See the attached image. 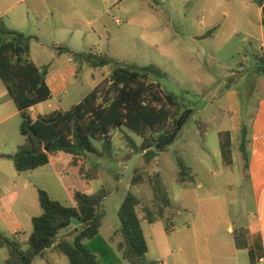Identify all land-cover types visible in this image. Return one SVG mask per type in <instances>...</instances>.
I'll return each mask as SVG.
<instances>
[{"label": "rangeland", "instance_id": "obj_1", "mask_svg": "<svg viewBox=\"0 0 264 264\" xmlns=\"http://www.w3.org/2000/svg\"><path fill=\"white\" fill-rule=\"evenodd\" d=\"M87 2L92 7L88 14L90 18L105 11L102 0ZM136 2L148 16V21H141L140 35L127 25L116 5L108 10L102 22L93 25V32L98 35H93L91 47L96 45L119 62L139 67L158 66L167 78L156 81L175 96L183 110H191L192 116L176 142L149 165H146L142 154H134L127 159L130 149L125 137L129 136L138 145L142 144L141 137L126 128L113 131L112 158L89 155L88 168L97 166L99 179L88 183L82 181L75 168L68 175L64 174L68 165L66 155L34 172H17L12 161L1 156L14 155L24 144L25 139L20 133L21 119L0 124V233L13 237L14 226L19 223L28 233L32 231L29 214L39 216L42 213L38 190L46 191L52 199L71 207L72 191L86 189L97 193L105 189L110 193L104 201L106 219L98 239L87 244L102 243L122 260L117 251V243L121 239L116 237V242H112L111 238L119 228V209L129 191L143 204L151 203L153 193L148 183L131 188L135 171L145 170L150 175L161 174L173 202L172 214L176 221L173 234L167 233L162 223L149 225L142 222L149 247L147 261L162 264H251L249 250L254 243L246 231L255 218L256 200L252 184L246 179L238 146L242 129L246 130L248 149L253 133H264V75L256 69V55L260 50L258 43L249 45L241 42L244 32L250 29L239 26L228 3L224 8L228 9L229 16L220 15L222 26L214 28L208 27L207 22L203 23L200 6L188 7L186 24L182 25L176 19L175 24L163 26V13L148 9L153 5L150 1ZM174 14L178 15L177 12ZM103 24L107 27L105 32ZM253 31L256 33V28ZM193 35L200 36V40H195ZM89 45L81 43L82 52L87 51ZM35 61L51 66L52 60ZM95 74V80L84 79L79 87L76 85L69 91V97L61 104L63 110L69 109L72 103H79L100 84L101 75ZM85 75L79 78H87ZM257 116L262 122L259 131L254 122ZM199 122L200 125L201 122L205 124L201 125L205 129ZM228 136L229 160L224 163L221 145L227 142ZM95 145L101 148L100 143ZM178 157L192 169L196 179L194 184L182 187L176 183ZM225 184L231 187H225ZM78 228L80 225L74 221L68 232ZM230 228L233 231H229ZM20 240L26 248V240L23 237ZM241 242L247 250L236 252L235 245ZM48 257L51 264H68L63 255ZM7 258V249H0V264H4ZM44 262L38 258L35 264Z\"/></svg>", "mask_w": 264, "mask_h": 264}, {"label": "trees", "instance_id": "obj_2", "mask_svg": "<svg viewBox=\"0 0 264 264\" xmlns=\"http://www.w3.org/2000/svg\"><path fill=\"white\" fill-rule=\"evenodd\" d=\"M262 9L264 27V0H253ZM154 6L164 11L158 0ZM167 16V12L164 11ZM34 37L10 29L0 20V79L20 112V133L25 142L14 155L1 156L12 161L19 173L33 172L48 166L52 159L66 155L68 165L65 175L75 168L83 182L99 179V168H88L89 155L98 158H112L113 141L111 133L126 128L142 138L138 145L126 136L130 149L127 159L142 154L146 165L177 140L186 126L192 111L182 109L174 95L165 91L160 82L167 74L156 65L139 67L115 60L109 53L99 49L74 52L67 46H56L58 55H67L78 73L84 69L107 68L110 77L90 92L82 102L67 110H56L48 115L33 117L30 109L52 99L47 84L49 67H38L31 60V45ZM257 71L264 75V54L257 56ZM200 125V122H199ZM201 125L205 124L201 122ZM200 125V127H202ZM205 129V127H202ZM239 152L243 170L249 179L250 152L247 147L246 130L241 131ZM95 143H100L101 148ZM230 140L222 142L224 159L230 153ZM176 183L182 187L194 184L196 179L181 157L177 158ZM148 183L153 193L149 204L129 191L119 209V228L115 231L117 251L102 243L89 246L98 239L106 219L104 201L110 195L105 189L97 193L83 190L71 192L73 206H66L54 200L43 190H38L41 215L32 218V232L24 244L15 237L0 233V249H7L8 258L4 264H34L40 258L51 264L48 255H63L68 264H160L147 261L149 252L142 222L149 225L162 223L166 232L176 225L171 196L160 173L148 174L136 170L131 188ZM80 228L68 232L73 222ZM63 232H67L62 235ZM251 264H255L253 251L249 252ZM102 262V263H101Z\"/></svg>", "mask_w": 264, "mask_h": 264}, {"label": "crops", "instance_id": "obj_3", "mask_svg": "<svg viewBox=\"0 0 264 264\" xmlns=\"http://www.w3.org/2000/svg\"><path fill=\"white\" fill-rule=\"evenodd\" d=\"M148 1L153 4L152 0ZM158 1L161 3L164 11L167 12V16L164 15V11L154 6V4L152 7L149 6L148 9L161 11L163 13V18L165 21L163 26H166L167 24H175L176 19H178L182 25L186 24V21L189 18L186 10L190 5H197V7L200 6V8H202L203 23L207 22L206 24L208 27L214 28H216L218 25L219 27L222 26L220 15L221 17L229 16L228 9L224 8L225 3H228L231 5L229 9L237 18L234 20H237L239 26L247 27L251 31L244 32L241 42L248 43L249 45L257 42L258 48L260 50L257 52L256 56L264 54V27L262 25V9L258 7L253 0ZM102 3L105 11L96 14L95 17L90 18V15L88 14L92 12V7H90V4L87 2V0H0V20H3L10 29L36 38L31 45V60L40 68L45 66L49 67L47 84L51 90L52 99L44 104L30 109V113L34 118L38 115H48L53 111L62 109L61 104H63L69 97V91L76 85L79 87L78 85H81V83L85 82V80H95L97 77L95 73L101 75V82L99 85H101L106 78L110 77V71L108 69L94 70L95 72H91L89 71V68H84L78 73L77 65L70 62L69 56L58 55L55 50L56 46L64 45L69 47L74 52H82L81 43H88L90 45L86 50L98 49L96 45L91 47V44H93L91 43L93 35H98L96 34L97 32H93L92 27L95 23H98L99 21L102 22L108 10L116 5L121 9L120 13L122 17L125 18L127 25L132 26L133 32H137L138 35H140L141 21H148V16L146 15L145 9H143L141 5L139 6L136 0H102ZM132 9L133 13H130V10ZM174 12H177L178 15L175 16ZM103 25L105 32L107 27L105 24ZM253 28H256V33H254ZM213 30L215 31L216 29ZM101 32L103 33V30H101ZM107 36L108 32H106V37ZM193 38L197 41L200 40V36L193 35ZM47 58L52 60L50 63L51 66L45 65V63H41V61L40 63L35 61L36 59L43 60ZM54 63H56L55 67L52 66ZM257 67H259V64ZM80 75H85L84 77L87 78H79ZM79 79L80 81L78 83L77 81ZM86 96L87 95H85V97ZM73 105H75V103L70 104V107ZM0 118V124L10 123L18 118L21 119L20 112L8 94L1 79ZM254 122L256 128L259 131V124L262 123L259 116L254 119ZM249 152L250 164L248 169V180L253 187V194L256 200V214L255 218L251 221L248 230L246 231V235L254 243L249 252L253 251L255 264H264L263 132L253 133L250 139ZM222 158L224 163H226L225 161L229 160H225L223 154ZM53 160L54 159H52V161ZM228 164L230 165L231 162ZM225 187L231 186L229 184H225ZM202 188L203 185L200 184V189ZM33 217L34 216L32 214H29L31 223ZM174 229L175 227L170 231V233L173 234ZM229 231H233V229L230 228ZM28 232L29 231L25 229L23 224L19 223L14 226L13 237L18 240L23 237L27 242L32 231L30 233ZM22 234L24 236H22ZM246 247L247 246H245L242 242L239 245L236 243L235 251L238 252L239 249L247 250ZM44 263L48 264L47 262ZM159 263L162 264V262ZM163 264H170V262H163ZM221 264L231 263L222 262Z\"/></svg>", "mask_w": 264, "mask_h": 264}]
</instances>
